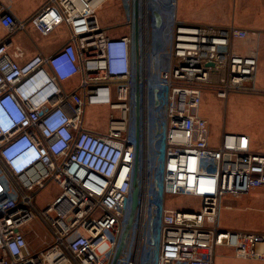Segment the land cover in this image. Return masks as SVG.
Returning a JSON list of instances; mask_svg holds the SVG:
<instances>
[{"label": "built area", "instance_id": "2783aa9c", "mask_svg": "<svg viewBox=\"0 0 264 264\" xmlns=\"http://www.w3.org/2000/svg\"><path fill=\"white\" fill-rule=\"evenodd\" d=\"M108 1L47 0L28 23L42 35L64 25L69 41L24 61L10 42L27 23L0 2V25L7 31L0 35V264H132L136 256L143 264L149 214L158 224L152 264H214L218 247L232 249L237 259L264 262V232L217 224L223 196L264 187V152L252 150L247 136L225 131L214 145L198 113L206 91L222 100L264 94L252 85L255 55L232 49V41L249 31L184 23L174 1L125 0L129 31L111 36L96 16ZM157 55L155 80L149 59ZM73 77L78 83L68 90L64 83ZM155 89L161 92L157 105ZM91 106L109 109L104 131L85 124ZM158 134L163 165L155 172L149 142ZM141 158L147 179L158 180V192L150 193L151 184L144 183L134 244L116 258L134 175L142 181L135 172ZM50 182L59 192L40 210L37 194ZM167 197L195 198L198 206H168Z\"/></svg>", "mask_w": 264, "mask_h": 264}, {"label": "rangeland", "instance_id": "374dc122", "mask_svg": "<svg viewBox=\"0 0 264 264\" xmlns=\"http://www.w3.org/2000/svg\"><path fill=\"white\" fill-rule=\"evenodd\" d=\"M117 1L119 0H109L108 2L105 3V5H103L104 10L100 12L102 14H105V17L109 16L112 9H115V7L118 6V5L115 6V4H117ZM122 7L124 8V10H126V8L129 7V5L126 8L124 6ZM127 12H128V8H127ZM107 30L109 33H117L116 35L124 34L125 32L129 31V29L127 28H118V27L117 28L113 27L112 29L107 28ZM159 58L160 55H157L154 57V59H152V56L149 59V66L152 74L155 75V80L158 77L157 70H158ZM147 63H148L147 54L145 53L144 65H147ZM140 82H142V78L140 79ZM160 93L161 92L159 90L157 89L154 90V98H155L154 103L156 105L160 101V99L159 98L157 99L156 96L157 94ZM213 98L216 99L217 97H215L214 94L211 93L210 91H206L202 96V100H201L202 104L198 109V113L200 115L207 113L208 116H210L209 118H210L211 129L209 128V131L213 142L218 141V137L222 131V127L223 125H225L226 132L248 131L253 136H255L254 140L256 142V146L260 147L261 145H263L262 143L264 141L261 132H262V125L264 122V108H262L259 105L260 100L248 98L245 96H234L230 98L226 103L225 100L219 98H217L219 102L214 101ZM136 102H137V96H136ZM219 103H220V109H219ZM108 113H109V109H106V107H97V106L88 107L85 111L84 122L86 125H91L94 129H97L99 131H104L106 129V120ZM147 117L148 114L146 111L145 119H147ZM135 121H136V125L139 124V132L142 134L144 131L143 128L144 117L143 114L140 115V111H139V120L137 121L136 107H135ZM155 126H157L158 130L160 131L162 126V110L160 107L156 108L155 111ZM159 138L160 137L158 134L155 141L152 138V141L149 142V149H150L149 167L155 172L160 171L163 165V160H162L163 150H162V145L159 143L160 142ZM254 151H258V150H254ZM138 161L139 162H137L136 165L137 175L139 177V175L142 173V181L140 178L137 180V184H136L137 198L138 196H140V193L142 191L141 189H143L144 183H146L147 181L151 184L149 192L150 193H155L156 191L158 192L157 189L158 180L154 181L153 176L151 177V179L149 177L147 179L145 163L142 160V158ZM257 189L252 190L249 194L242 195L241 196L242 198H235L240 201L237 202L240 203L238 204L240 207L248 206L249 209H239V210L225 209L223 207V204L225 199L229 196H223L219 203L218 213H220V215L218 220V226L224 229H240V230H250V231L264 230V193L263 191ZM58 192H59V187L57 186L56 183L54 182L48 183L37 194L36 197L37 207L40 210L43 209L47 203L52 201V199L58 194ZM144 192H145V188H144ZM167 199H168L167 200L168 206H192V208L194 207V209L198 206V202L195 198L185 197L176 200L173 197H167ZM153 205L155 206V203L151 204L150 208H152ZM152 216H153L152 214H149L147 228L145 229V232H147L148 237H147V242L143 246L140 256V259H142L143 264H152V260H153L152 246L155 241V236L158 233V224L156 219ZM137 221H138V213L135 211L132 218L131 227L127 233V236L125 238V243L121 252H123V250L129 252V250H131L134 244ZM33 245H37V243H33ZM104 248L105 246H102L99 250L102 251L104 250ZM214 264H264V262L236 259L232 249L227 247H218L215 251Z\"/></svg>", "mask_w": 264, "mask_h": 264}, {"label": "crops", "instance_id": "0c3cea01", "mask_svg": "<svg viewBox=\"0 0 264 264\" xmlns=\"http://www.w3.org/2000/svg\"><path fill=\"white\" fill-rule=\"evenodd\" d=\"M125 0L117 1L118 6H114L109 16L105 17L100 11L104 10L103 4L96 11L97 19L101 27L112 29L113 27L127 28V13L122 6ZM157 5H168L175 2V13L178 20L189 24H213L219 26L234 25L241 29H246L249 34L244 38H237L232 41V49L239 54H250L256 57V71L253 79V87L264 93V0H151ZM5 11L12 14L13 17L20 22H26L24 30L18 31L11 37V51L17 56L18 60L24 61L37 53L49 55L63 47L69 41V31L64 25L57 27L48 35H42L33 23H28L29 19L36 14L47 2V0H0ZM7 31L0 25V35H6ZM111 36H119L117 33H109ZM126 34V32L124 33ZM123 35V34H120ZM78 78L72 79L64 83V87L72 90L76 87ZM234 96H245L248 98L258 99L259 105L264 108V94H231L225 102ZM217 101V98H213ZM202 104V102H201ZM200 104V105H201ZM200 107V106H199ZM220 109V103H219ZM200 115V114H199ZM210 126V116L208 114L200 115ZM94 129L91 125H87ZM226 132L225 125L222 132ZM231 133L243 134L249 138L250 147L259 152H264V142L260 147L256 146L254 137L248 131H229ZM210 134V131H209ZM262 138L264 141V122L262 125ZM219 135V137H220ZM218 137V140H219ZM210 142L214 145L218 141L213 142L210 134ZM253 188L249 191L255 190ZM257 190L263 191L264 187ZM247 193V194H249ZM248 196V195H247ZM229 196L225 199L223 207L228 210L249 209L248 206L240 207L237 202L239 200ZM221 208V207H220ZM221 210V209H220ZM218 213V220H219ZM221 228V227H220ZM223 230H240V229H224ZM248 232H264L240 230ZM236 258V257H235ZM237 259V258H236ZM241 260V259H240Z\"/></svg>", "mask_w": 264, "mask_h": 264}, {"label": "water", "instance_id": "95a60500", "mask_svg": "<svg viewBox=\"0 0 264 264\" xmlns=\"http://www.w3.org/2000/svg\"><path fill=\"white\" fill-rule=\"evenodd\" d=\"M136 113L138 115V103H137V107H136ZM135 172H137V168H135ZM136 184H137V178H136V174H135L134 175V180H133V192H132L131 205H130V214H129V218H128L124 233L122 235V239H121L119 248H118L117 253H116V258L119 256V254H120V252H121V250H122V248L124 246L125 238H126L127 233H128V231H129V229L131 227L132 218H133L135 209H136L137 204H138L137 186H136ZM116 258H115V260H116Z\"/></svg>", "mask_w": 264, "mask_h": 264}, {"label": "bare ground", "instance_id": "6f19581e", "mask_svg": "<svg viewBox=\"0 0 264 264\" xmlns=\"http://www.w3.org/2000/svg\"><path fill=\"white\" fill-rule=\"evenodd\" d=\"M145 208H146V203L143 204L142 215H141L142 216L141 227L143 226V216H144L143 211H145ZM217 224H218V217H217ZM132 264H138L137 256L133 258Z\"/></svg>", "mask_w": 264, "mask_h": 264}]
</instances>
